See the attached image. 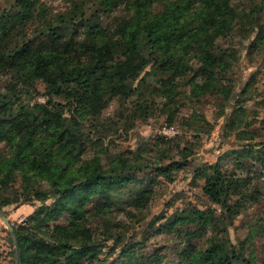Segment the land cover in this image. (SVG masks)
<instances>
[{
	"label": "rangeland",
	"instance_id": "rangeland-1",
	"mask_svg": "<svg viewBox=\"0 0 264 264\" xmlns=\"http://www.w3.org/2000/svg\"><path fill=\"white\" fill-rule=\"evenodd\" d=\"M34 18L24 26L17 24L10 38L4 40L9 47H17L28 38L45 39L49 32L53 45L61 49V45L69 42L68 47L74 54L69 67L84 68L91 65L92 56L85 45L88 39L85 35L88 23L99 22L110 47L115 50L123 42L121 32L130 26L136 16L145 12L143 17H152L173 6L176 0H35ZM200 0H188L191 4L184 13L189 21L190 14L200 8ZM232 5L243 13H249L252 7L261 9L260 22L264 26V0H231ZM16 0H0V17L12 14ZM246 19V18H245ZM234 24L231 31L214 40L220 47L218 54L230 64L226 71L219 74L214 82L210 80L202 85L205 89L199 96L172 102L177 104V114L169 123L162 106L166 101L162 91V82L166 73L153 71L150 48H143V61L135 59L130 68L114 73L117 65L115 60H123L115 52V59L107 62L109 79L115 86L116 95H111L104 84L100 89V100L93 104L94 110L81 116L79 110L80 93L71 96L76 86L63 85L62 95L54 96L49 87L41 79H35L29 85L16 82L14 70H0V95L6 94L9 83H16L12 99L16 106L32 107L40 105L47 108L53 120L52 126L57 125L59 131L71 129L69 137L70 152L68 161L61 160L67 165L57 171L62 175L77 173L79 170L98 168L105 175L114 177L120 172L119 168L128 169V178L109 185L106 192H97L86 203V227L94 239L101 245L98 264H122L125 256L122 252L130 249L137 260L145 255L161 256L157 264H177L178 243L176 234L159 228L169 216L181 210L188 212L196 210L211 211L218 218L221 208L211 203L202 192L203 179L197 169L205 164H211L222 158L223 168L234 171L236 175H249L254 183L264 182V176L256 171V164L250 158L246 159L244 170L236 169L233 155L229 151L237 150L241 145L259 147L264 140V49L253 53L249 51L255 31L251 30L248 20ZM149 47V46H148ZM63 49V48H62ZM184 61L193 67L185 76L175 79V89L191 91L195 82L202 84L203 80L195 75V69L200 65V49L197 43H190L186 52L182 51ZM129 63V60H124ZM143 65H145L143 67ZM62 66H64L62 64ZM56 74V71L54 72ZM131 73V76L130 74ZM192 82V83H191ZM248 93L238 97L242 90ZM238 104L245 107L246 124L258 136L253 139L236 140L234 134L227 135L225 122L232 109ZM80 105V106H79ZM212 124L208 134H194L185 126V119L192 112ZM14 114V110L12 111ZM38 113V112H35ZM52 145L41 146L36 171L27 175L31 185L24 187V178L19 170L5 177L4 163L10 159L15 145L6 140L0 141V264H14V247L11 239L13 226L31 225L30 218L35 211L53 208L56 194L51 182L42 169L49 170L48 161L42 157L51 152ZM46 149V150H44ZM52 152H54V147ZM228 155L225 157V155ZM47 161V162H46ZM171 161L184 165L171 172L170 176L160 175L158 168ZM43 163V166H42ZM54 165V162H52ZM250 170V171H249ZM54 171V170H53ZM58 173V174H59ZM48 174L57 177L58 174ZM38 193V194H36ZM239 206L231 224L223 232L212 230L206 226L204 237L195 240L198 245L209 239L212 231L227 240L229 252L240 254L245 259L260 262L264 260V199L260 202L246 197ZM233 204L241 202L240 196L231 198ZM99 209H104L97 214ZM4 215L12 226L9 232L1 219ZM68 213H62L57 220H47L53 224L66 225ZM55 221V223L53 222ZM37 228H32V230ZM242 245V248L240 246ZM240 249V250H239ZM157 257V256H156ZM132 263V264H134ZM232 264H244L242 260Z\"/></svg>",
	"mask_w": 264,
	"mask_h": 264
},
{
	"label": "trees",
	"instance_id": "trees-1",
	"mask_svg": "<svg viewBox=\"0 0 264 264\" xmlns=\"http://www.w3.org/2000/svg\"><path fill=\"white\" fill-rule=\"evenodd\" d=\"M200 8L190 14L189 21L184 13L191 5L188 0H176L173 6L152 17H143L145 12L136 16L130 26L123 28L121 42L117 49L113 50L106 41L103 27L99 22L88 23L85 35L88 39L85 48L92 56L91 65L84 68L69 67L73 53L68 47L69 42L61 45V49L54 47L53 38L49 32L45 39L28 38L20 42L16 48L9 47L3 42L10 38L17 24L24 26L34 18L35 0H16L13 13L0 17V70L10 68L16 74V82L29 85L35 79L43 80L54 96H60L65 91L62 86L73 84L77 89H72L71 96L77 91L85 94L80 95L81 109L79 113L85 116L94 105L100 100V89L105 84L111 95H116L115 86L109 79L107 62L115 59V52L123 60H115L117 65L114 73L130 68V63H135L136 58L143 61L141 54L143 48H150L151 55L158 52V56L152 58L151 68L153 71L166 73L167 77L162 82L165 91H162L166 101L162 106L167 121L171 123L177 114V104L172 102L177 97L178 101L191 99L199 96V92L205 91L202 85L210 80L214 82L218 73L226 71L228 64L218 51L220 47L214 40L224 36L233 28L234 24L248 20L251 30L255 31L249 51L255 53L264 49V26L260 22V10L252 7L249 13H243L232 5L231 0H200ZM234 22V24H232ZM190 43H197L200 49V65L195 69V75L203 80L202 84L195 82L191 91L175 89V79L185 76L193 67L184 61L181 52L187 50ZM149 46V47H148ZM124 60H129L125 63ZM62 64L64 66H62ZM145 65H143L144 67ZM56 71V74L54 73ZM131 76V73H129ZM192 83V82H191ZM16 83H9L6 94L0 95V141L6 140L15 145L13 155L8 159L5 166V177L19 170L25 180L24 187L30 186V171H36V163L39 160L41 146L44 148L52 145L54 152L44 155L42 160H47L49 170L42 169L40 173L45 174L52 189L56 194L53 208L37 209L30 218L31 225L13 226L12 242L14 247V264H98L101 245L97 243L91 232L86 227L85 208L86 203L92 195L97 192H106L109 185L121 182L128 178V169L120 167V172L114 177L105 175L104 171L98 168L79 170L77 173L62 175L58 168L65 170L67 165H62L61 160L71 159L69 137L71 129L59 131L58 126H52L53 120L46 107L34 105L23 107L18 105L13 98L16 93ZM246 89L242 90L238 97L245 96ZM77 94V93H76ZM237 99L235 109L228 115L225 124L227 135L234 134L236 140L253 139L258 134L249 129L246 124L248 113L245 107H241ZM79 105V106H80ZM14 110V114L12 111ZM38 112V113H35ZM185 126L194 134H208L212 130V124L200 117L197 112H192L185 120ZM54 123V122H53ZM264 125V119L261 121ZM256 149L252 146L241 145L237 150L229 151L233 157L236 169L244 170L246 159L250 158L256 164V171L264 176V140L259 143ZM46 150V149H44ZM225 155L227 157L228 155ZM222 158L211 164L200 166L197 171L203 179L202 192L211 203L220 206L221 212L218 218H214L211 211L196 210L188 212L181 210L168 218L159 228L176 234L177 241V264H232L242 260L244 264H264V260L258 262L243 257L240 254L229 252L228 241L218 238L212 231V236L205 239L198 245L195 241L204 237L206 226L212 230L223 232L231 224L239 206L246 201V197L260 202L264 199V182L254 183L251 176L236 175L234 171L223 168ZM54 162V165H52ZM184 163L171 161L160 167V175L170 176L171 172L180 169ZM43 166V163H42ZM54 170V171H53ZM250 171V170H249ZM49 173L58 174L51 177ZM38 194V193H36ZM240 196L241 202L233 204L231 198ZM104 209H99L101 214ZM62 213L69 214L66 225L55 224L50 226L47 220H57ZM37 228L32 230V228ZM242 248V245L240 246ZM240 250V249H239ZM130 249L122 252L125 256L124 263L132 264L137 260ZM157 256V257H156ZM161 256L145 255L134 264H157ZM121 264V263H120Z\"/></svg>",
	"mask_w": 264,
	"mask_h": 264
},
{
	"label": "water",
	"instance_id": "water-1",
	"mask_svg": "<svg viewBox=\"0 0 264 264\" xmlns=\"http://www.w3.org/2000/svg\"><path fill=\"white\" fill-rule=\"evenodd\" d=\"M1 219L3 220V222L5 223V225L7 226L8 231L11 232L12 231V226L9 223V221L7 220V218L4 215H1Z\"/></svg>",
	"mask_w": 264,
	"mask_h": 264
}]
</instances>
